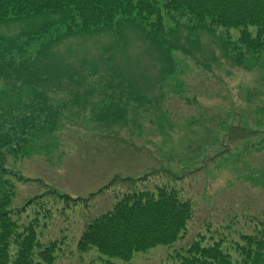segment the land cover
I'll use <instances>...</instances> for the list:
<instances>
[{
    "label": "rangeland",
    "instance_id": "obj_1",
    "mask_svg": "<svg viewBox=\"0 0 264 264\" xmlns=\"http://www.w3.org/2000/svg\"><path fill=\"white\" fill-rule=\"evenodd\" d=\"M55 18L6 20L0 36L18 39L22 47L25 34ZM165 28L167 45L159 51L131 23L120 35L114 29L75 32L60 40L39 59V79L49 81L42 104L29 72L0 60V132L5 127L13 133L9 128L20 119L33 121L35 110L65 105L56 128L36 131L28 148L8 153L7 169L25 180L15 179L3 209L19 223L34 220L33 264L180 263V241L134 252L128 261L77 245L90 216L112 207L109 189L119 181L106 187L115 175L137 178L163 170L180 177L195 208L190 234L209 222L207 239L222 241L231 264H252L256 241H264V53L240 58L232 43L236 29L228 36L178 17L167 18ZM25 47V57L35 55L41 42ZM87 69L93 75L84 84L79 72ZM132 143L140 150L132 151ZM23 152L24 158L18 156ZM51 188L81 199L67 204L55 197L45 202L46 210L38 207L35 195ZM241 234L254 238L253 246ZM239 241L249 257L237 251ZM44 249L53 253L50 262L39 257Z\"/></svg>",
    "mask_w": 264,
    "mask_h": 264
},
{
    "label": "trees",
    "instance_id": "obj_2",
    "mask_svg": "<svg viewBox=\"0 0 264 264\" xmlns=\"http://www.w3.org/2000/svg\"><path fill=\"white\" fill-rule=\"evenodd\" d=\"M33 16L56 18L35 29L31 36L25 34L29 39L22 47H19L18 39L8 40L0 36V60L5 67L16 69L17 72L20 68L24 73L29 72L28 77H32L33 85L31 90L34 89L38 103L43 92L47 93L45 86L48 88L49 85V81H44L45 77L39 79L40 57L57 42L75 32L94 33L114 29L120 35L125 25L131 23L138 26L147 38H152L157 43L154 48L159 51L167 45L165 20L178 17L185 18L188 24L191 22L196 26L206 24L221 28L228 36L232 29L238 30V37L232 43L240 58L247 55L261 56L264 53V0H0V23ZM36 41L41 42V47L35 55L33 52L25 57V46ZM14 50L18 51L19 58L15 57ZM34 63L33 69L31 66ZM87 72H79L81 83L87 76L93 75L88 69ZM61 107L65 105L50 106L49 110L42 112L35 110L33 121L23 118L9 128L13 133L7 132L5 127L0 132V264H33L36 254L35 251L33 253L34 220L19 223L9 219V213L3 209L10 203L12 191L15 192V179L19 182L25 180L21 174L7 169L8 153L17 154L20 149L28 148L36 131L56 128L58 125L53 122L61 117ZM131 148L132 151L140 150L135 143H132ZM25 153L18 156L24 158ZM178 180L180 177L169 170L153 171L137 178L115 175L106 187L108 189L119 181V185L109 189L114 190L112 207L90 216L78 240L79 250L96 247L109 258L128 261L134 252L180 241L176 254L181 262L177 264H231V254L224 251L222 241L210 242L207 239L206 232L212 231L209 222H206L205 229L190 234L189 223L196 212L191 199L184 197L183 187ZM56 189L51 188L50 193L36 194L34 198L39 201L37 206L42 204L40 208L46 210L45 202L55 197L64 199L67 204L75 199L68 194H60ZM47 194L51 196L45 197ZM80 199L77 197L75 200ZM17 231L21 232L16 234ZM240 238L249 246L255 243L252 237L241 234ZM256 243L259 248L255 250L252 264H263L264 241L258 240ZM245 244L237 242V251L249 257ZM38 254L45 262L54 259L51 250L47 253L44 249ZM107 261L108 264H114L111 260ZM244 264H248L247 261Z\"/></svg>",
    "mask_w": 264,
    "mask_h": 264
}]
</instances>
